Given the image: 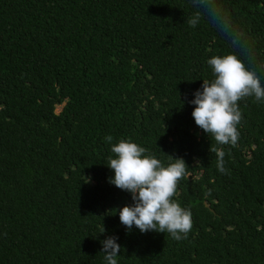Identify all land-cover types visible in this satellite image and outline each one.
Returning <instances> with one entry per match:
<instances>
[{
	"label": "trees",
	"instance_id": "16d2710c",
	"mask_svg": "<svg viewBox=\"0 0 264 264\" xmlns=\"http://www.w3.org/2000/svg\"><path fill=\"white\" fill-rule=\"evenodd\" d=\"M227 54L264 86V0H0V264H106L113 236L118 264H264V102H238L226 173L189 103ZM122 139L187 164L186 239L109 213L133 203L109 183Z\"/></svg>",
	"mask_w": 264,
	"mask_h": 264
},
{
	"label": "clouds",
	"instance_id": "9594fccd",
	"mask_svg": "<svg viewBox=\"0 0 264 264\" xmlns=\"http://www.w3.org/2000/svg\"><path fill=\"white\" fill-rule=\"evenodd\" d=\"M198 22V17L188 21L192 27ZM233 46H239V38ZM207 63L214 79L203 80L202 91L197 90L189 103L195 105V124L220 146L210 145L209 151L216 155L218 171L226 173L223 146L238 144L237 126L242 121L238 102L249 97L264 102V86L257 72L235 54L213 56ZM105 139L111 143L113 137ZM111 152L115 158L109 157L107 167L114 171V178L109 183L130 193L133 203L109 213L118 211L121 224L129 231L135 226L141 233L154 231L167 233L177 241L186 239L193 227L192 214L174 199L179 182L188 175L185 161L168 156L171 162L165 166L154 156L146 155L144 147L123 139L111 147ZM104 232L102 225L101 234ZM117 239L113 236L101 242L100 253L106 264H118L122 248Z\"/></svg>",
	"mask_w": 264,
	"mask_h": 264
},
{
	"label": "rangeland",
	"instance_id": "374dc122",
	"mask_svg": "<svg viewBox=\"0 0 264 264\" xmlns=\"http://www.w3.org/2000/svg\"><path fill=\"white\" fill-rule=\"evenodd\" d=\"M59 110H60V108H57V109H56V112H59Z\"/></svg>",
	"mask_w": 264,
	"mask_h": 264
},
{
	"label": "water",
	"instance_id": "95a60500",
	"mask_svg": "<svg viewBox=\"0 0 264 264\" xmlns=\"http://www.w3.org/2000/svg\"><path fill=\"white\" fill-rule=\"evenodd\" d=\"M205 206H206V207H209L207 203H205Z\"/></svg>",
	"mask_w": 264,
	"mask_h": 264
}]
</instances>
